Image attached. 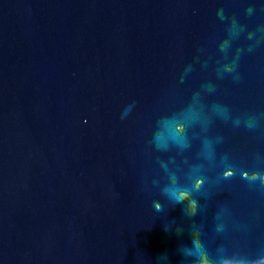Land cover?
Here are the masks:
<instances>
[{
  "label": "water",
  "instance_id": "95a60500",
  "mask_svg": "<svg viewBox=\"0 0 264 264\" xmlns=\"http://www.w3.org/2000/svg\"><path fill=\"white\" fill-rule=\"evenodd\" d=\"M262 260L264 0H0V264Z\"/></svg>",
  "mask_w": 264,
  "mask_h": 264
},
{
  "label": "clouds",
  "instance_id": "9594fccd",
  "mask_svg": "<svg viewBox=\"0 0 264 264\" xmlns=\"http://www.w3.org/2000/svg\"><path fill=\"white\" fill-rule=\"evenodd\" d=\"M224 175L225 176L231 175V172L230 171L229 172H225ZM197 183L198 184L199 183H202V181H198ZM171 195L173 196V198L177 202H179L180 200L184 199L188 195V193L185 192V191H178V192H172ZM190 204H191V206L193 207V210H194V208H195V201L194 200L193 201H190ZM159 207H160L159 204H157L156 205L157 210H159ZM223 264H231V262L230 261H224ZM261 264H264V260L261 261Z\"/></svg>",
  "mask_w": 264,
  "mask_h": 264
}]
</instances>
